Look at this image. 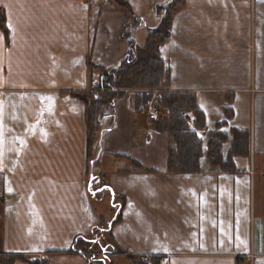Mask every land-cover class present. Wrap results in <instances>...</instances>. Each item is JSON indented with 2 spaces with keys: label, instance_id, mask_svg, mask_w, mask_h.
I'll list each match as a JSON object with an SVG mask.
<instances>
[{
  "label": "crops",
  "instance_id": "crops-1",
  "mask_svg": "<svg viewBox=\"0 0 264 264\" xmlns=\"http://www.w3.org/2000/svg\"><path fill=\"white\" fill-rule=\"evenodd\" d=\"M169 1L128 0L127 8L113 0H0V252L50 264L75 235L117 212L109 231L127 253L158 255L161 264H264V0H179L159 45L171 89L193 91L204 113L194 128L198 171L165 169L169 136L129 91L100 116L87 158L77 94L105 83L102 70L118 66L129 41L144 43L136 33L143 24L147 38L162 15L156 6ZM230 128L248 132L249 153L234 155L235 170L225 171L207 158V134L226 132L225 157ZM90 173L107 187L89 193ZM109 255V264L113 255L131 264Z\"/></svg>",
  "mask_w": 264,
  "mask_h": 264
},
{
  "label": "trees",
  "instance_id": "trees-1",
  "mask_svg": "<svg viewBox=\"0 0 264 264\" xmlns=\"http://www.w3.org/2000/svg\"><path fill=\"white\" fill-rule=\"evenodd\" d=\"M120 6L129 7L128 0H113ZM179 0H170L166 5L156 6L157 12L162 15L155 28L150 32L146 40L141 45H136L129 41V48L126 56L121 59L117 67L104 68L105 75L104 89L97 90L96 97L93 90L81 91L77 94L85 106L86 121V153L88 160L93 158L92 146L96 138V132L100 126L99 118L105 109H112L115 99L125 90L133 92L135 96L142 97L143 106L152 97L153 101L163 106L167 115L159 114L152 123L157 130L166 131L171 145L167 148L166 170L169 172H194L199 170V157L201 156V138L196 131L188 126V118L183 111H191L193 114L194 126L201 127L205 122L203 111L196 104V97L193 91L173 90L170 85V66L166 59L159 53V45L169 38L170 26L173 12L176 10ZM0 26L6 31L4 15L0 11ZM126 36V31L121 32ZM160 109V108H159ZM224 122L216 123L217 128ZM232 140L230 148L225 157L221 154V145L227 139V134L222 130H215L210 134L207 141V158L212 165L221 170H235L233 156L237 154L246 155L249 153V134L246 130L230 128ZM135 168L144 170H155L149 165H145L138 159L131 156H122ZM117 158L112 157L111 161ZM121 161V160H120ZM110 163V162H109ZM114 163L109 168L114 167ZM116 170V169H114ZM119 170V169H117ZM96 179L99 181L94 182ZM88 192H97L101 188H106L103 179L95 177L90 173L88 180ZM112 193V192H111ZM122 202L124 199L117 196ZM118 199V200H119ZM119 213H115L113 220L103 221L99 218L100 224L88 235H75L67 251H78L89 261L96 258L90 252L100 249L102 256L99 258L105 262L109 253L121 254L131 262V264H161L158 255L147 254L148 262L144 261L142 255L127 253L119 248L109 231V227L119 220ZM101 243L108 246L107 249L101 247ZM107 253V254H106ZM16 261L28 264H43L41 259H33L19 253L0 252V264H14ZM109 262V260H107ZM108 264V263H106Z\"/></svg>",
  "mask_w": 264,
  "mask_h": 264
},
{
  "label": "rangeland",
  "instance_id": "rangeland-1",
  "mask_svg": "<svg viewBox=\"0 0 264 264\" xmlns=\"http://www.w3.org/2000/svg\"><path fill=\"white\" fill-rule=\"evenodd\" d=\"M146 31H147V29L143 26V24H142V26H141V28L139 29V31L136 33V40H137V42L139 43V44H141V43H143L145 40H146V36H145V34H146ZM144 38H145V40H144ZM125 56H126V54H125ZM125 91H127V90H125ZM128 92V91H127ZM134 95V94H133ZM150 103H155L154 101H153V99H152V97H150L149 98V100L144 104V108H145V110H147V106L150 104ZM156 105H158L159 106V108H160V111H159V113H158V115L159 114H161V115H167L166 113H167V111H164L163 110V106L162 105H159V104H157V103H155ZM146 112V111H145ZM183 114L184 115H186L187 116V118H188V115H187V111H183ZM192 116H193V114H192ZM247 118H249V117H247ZM247 120H249V119H247ZM189 126V125H188ZM190 128H192V129H194V128H198V127H195V126H189ZM195 130V129H194ZM215 131V130H214ZM214 131H211L210 133H208L207 134V136H208V138L207 139H209V137H210V134L212 133V132H214ZM197 133V132H196ZM226 133V132H225ZM199 136V135H198ZM232 140V139H231ZM227 139L224 141V142H222V145H221V148L223 147V143H225L224 145V147L226 148V144H227ZM230 143H231V141H230ZM221 150V149H220ZM222 154V153H221ZM256 158V157H255ZM256 163H258V161H257V158L255 159V164ZM257 168V167H256ZM261 170H264V166H263V168L261 169ZM101 245V247L103 248V249H107L108 250V246L107 245H105V243H101L100 244ZM91 254H95V255H101L102 256V251L100 250V249H97L96 251H91L90 252ZM107 254V253H106ZM141 255H143V254H141ZM101 256H96V258H94V259H91V260H89V261H86L85 260V256L83 255V254H81V253H78V251H65L64 252V254H62V255H56V256H51L50 258H51V262H50V264H106V263H108L109 264V262L107 261V260H109V258L110 257H106L104 260H105V262H103L101 259H99ZM30 258V257H29ZM161 263V262H160ZM14 264H28V263H26V262H21V261H16ZM110 264H129L128 262H126L125 260H124V258L123 257H121V256H114L113 255V257H111V260H110Z\"/></svg>",
  "mask_w": 264,
  "mask_h": 264
},
{
  "label": "built area",
  "instance_id": "built-area-1",
  "mask_svg": "<svg viewBox=\"0 0 264 264\" xmlns=\"http://www.w3.org/2000/svg\"><path fill=\"white\" fill-rule=\"evenodd\" d=\"M100 79L103 82L105 81V75L103 73L100 74ZM104 88H105L104 87V83L103 84H100L97 88L93 89V91L95 93L94 95L97 97L98 96L97 90H101V89H104ZM159 111H160V109H159V106L158 105H156L155 103H150L147 106V118L148 119H156L158 117ZM187 115H188V125L193 127L194 126V120H193L192 112L191 111H188L187 112ZM142 258L144 259V261H147L148 262L147 254H143L142 255ZM161 261L162 260L160 259V262Z\"/></svg>",
  "mask_w": 264,
  "mask_h": 264
}]
</instances>
